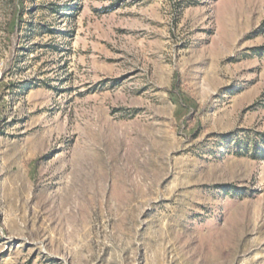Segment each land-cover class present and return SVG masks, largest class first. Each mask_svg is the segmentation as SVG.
<instances>
[{"label": "rangeland", "instance_id": "obj_1", "mask_svg": "<svg viewBox=\"0 0 264 264\" xmlns=\"http://www.w3.org/2000/svg\"><path fill=\"white\" fill-rule=\"evenodd\" d=\"M0 264H264V0H0Z\"/></svg>", "mask_w": 264, "mask_h": 264}]
</instances>
